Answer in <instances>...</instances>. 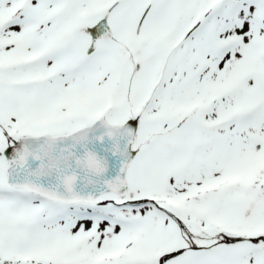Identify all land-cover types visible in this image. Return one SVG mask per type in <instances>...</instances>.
<instances>
[{
	"label": "snow or ice",
	"instance_id": "obj_1",
	"mask_svg": "<svg viewBox=\"0 0 264 264\" xmlns=\"http://www.w3.org/2000/svg\"><path fill=\"white\" fill-rule=\"evenodd\" d=\"M0 264H264V0H0Z\"/></svg>",
	"mask_w": 264,
	"mask_h": 264
}]
</instances>
